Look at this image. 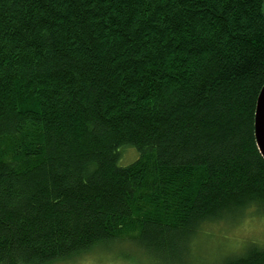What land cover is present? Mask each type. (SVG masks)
<instances>
[{"label":"trees","instance_id":"16d2710c","mask_svg":"<svg viewBox=\"0 0 264 264\" xmlns=\"http://www.w3.org/2000/svg\"><path fill=\"white\" fill-rule=\"evenodd\" d=\"M263 87L264 0H0V264L125 239L190 264L208 222L264 209Z\"/></svg>","mask_w":264,"mask_h":264},{"label":"rangeland","instance_id":"374dc122","mask_svg":"<svg viewBox=\"0 0 264 264\" xmlns=\"http://www.w3.org/2000/svg\"><path fill=\"white\" fill-rule=\"evenodd\" d=\"M118 164L127 166L139 157L135 147L123 146ZM245 211V212H244ZM242 213H229L223 220L208 222L190 245V254L182 260L190 264H228L231 258L248 255L254 246L264 247V209L253 207ZM110 248L100 247L60 264H163L161 258L147 255L140 245L131 240L111 243ZM177 257L175 263L177 264Z\"/></svg>","mask_w":264,"mask_h":264},{"label":"water","instance_id":"95a60500","mask_svg":"<svg viewBox=\"0 0 264 264\" xmlns=\"http://www.w3.org/2000/svg\"><path fill=\"white\" fill-rule=\"evenodd\" d=\"M257 112H256V123H255V136L257 146L264 158V87L258 96Z\"/></svg>","mask_w":264,"mask_h":264},{"label":"bare ground","instance_id":"6f19581e","mask_svg":"<svg viewBox=\"0 0 264 264\" xmlns=\"http://www.w3.org/2000/svg\"><path fill=\"white\" fill-rule=\"evenodd\" d=\"M257 112V111H256ZM256 123V122H255Z\"/></svg>","mask_w":264,"mask_h":264}]
</instances>
